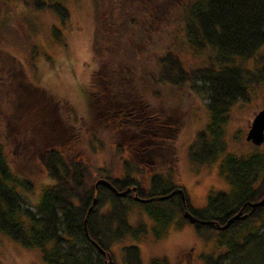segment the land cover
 <instances>
[{"label":"trees","instance_id":"1","mask_svg":"<svg viewBox=\"0 0 264 264\" xmlns=\"http://www.w3.org/2000/svg\"><path fill=\"white\" fill-rule=\"evenodd\" d=\"M25 2L37 7L46 3ZM94 3L93 51L98 67L90 79L88 100L94 115L93 132L98 134L102 127L113 130L116 126L123 127L130 140L138 137V143L132 146L130 141L128 145L129 153L133 154H138L139 147L150 153L152 147L163 148L167 146L163 142L170 141L167 133L161 134L163 129L170 128L169 119L161 118L164 113L155 112L154 104L173 101L171 96L177 89L184 85L197 88L195 82L202 81L210 96L211 121L208 129L200 132L201 150L195 147L192 159L197 162L217 159L224 152V148L214 144L220 133L219 125L226 119L224 114L233 102L248 98L254 89L264 86V0H94ZM55 4L54 9L59 12L60 4ZM61 9L68 16V10ZM172 24L177 29L173 42L163 43L160 39L171 31ZM187 52L192 53L191 65L196 67L190 72L184 64L188 61ZM0 71H4L3 76L0 74V91H10L12 77L30 97L58 105L52 103L53 97L44 88L27 81L17 59L10 65L0 64ZM37 110L35 107L25 110L27 120L48 116L47 111L38 116ZM168 117L173 119L175 115L169 113ZM176 127H172L174 132ZM63 128L72 142L76 133L64 124ZM209 135L215 138L213 144L207 141ZM6 138V142H13ZM172 138L175 137L169 139ZM58 141L62 142L60 147L47 148L37 155L40 166L53 182L45 188L33 211L25 205L34 181L15 168L16 159L0 138V234L26 248L40 249L47 264H144L140 246L131 241L146 233L148 224L142 229L131 224V206L144 205L149 218L163 228L172 223L175 214L182 213L184 206L180 194L149 203L136 201L134 196L158 197L176 189L185 192L184 187L159 176L152 178L151 185H145L130 172L134 167L125 158L121 145H117L116 162H123L124 178L113 177L110 165L97 168L95 174L70 143ZM220 170L229 191L216 194L211 191L207 204L201 208L194 207L185 192L188 209L197 218L196 233L205 242L214 244L213 249L201 255L200 262L264 264V205L254 210L252 207L264 197V155H252L245 160L227 155ZM97 176L109 180L119 191L134 186L137 191L120 197L104 185L96 189ZM95 197L97 203L86 225L89 239L84 222ZM240 211L248 217L238 218L227 229L218 230L217 224L224 225ZM116 245H120L123 253L121 263L113 254ZM150 264L171 263L154 259Z\"/></svg>","mask_w":264,"mask_h":264},{"label":"rangeland","instance_id":"2","mask_svg":"<svg viewBox=\"0 0 264 264\" xmlns=\"http://www.w3.org/2000/svg\"><path fill=\"white\" fill-rule=\"evenodd\" d=\"M25 1L0 0V64L10 65L14 59L20 61L27 81L44 88L53 97L52 103L59 105L30 97L12 77L10 91H0V138L16 159L15 168L24 173L23 177L34 181L33 190L25 194L28 196L25 208L34 211L45 188L53 182L40 166L37 155L47 148L60 147L62 142L58 139L70 143L95 174L99 167L112 166L115 178H124L126 173L123 162H116L119 161V157L116 160L117 145L124 146L125 158L134 167L130 171L133 176L145 185H151L152 178L159 176L183 186L189 202L196 208L207 204L211 191L216 194L230 190L220 170L225 156L245 160L252 155H264V143L256 146L246 139L256 113L264 107V86L254 89L248 98L241 97L233 102L224 114L225 121L219 125L220 133L215 143V138L207 136L209 143L224 148L217 159L199 162L192 159V150H201L200 132L208 129L211 121L210 96L202 81L195 82L197 88L184 85L177 89L171 96L173 101L154 104V111L163 112L161 118L169 119L167 126L170 128L163 129L161 134L167 133L170 141L163 142L167 144L163 148L152 147L150 153L139 147L136 148L138 154L129 153L130 141L133 146L138 143V137L130 140L119 126L114 130L102 127L95 134L93 110L88 101L90 79L98 67L93 51L94 0H44L46 3L40 7ZM55 2L68 10V16L64 9L60 8L59 12L54 9ZM173 26L170 25L171 31L160 41L173 42L177 33ZM191 54L186 53L188 61L184 62L189 72L196 68L191 65ZM3 73L0 71L1 76ZM33 107L38 109V116L43 111H47L48 116L27 120L26 111ZM169 113L175 117L169 118ZM63 124L76 133L72 142L68 140V133L63 132L67 131ZM172 127L177 130L174 132ZM171 136L175 138L169 139ZM6 137L13 142H6ZM139 169L141 173L137 172ZM182 218L183 211L180 215L175 214L167 227H158L147 215L144 205L131 206V224L139 229L148 224V231L131 241L140 246L144 264H150L154 259H166L171 264H201V255L214 248L213 241L205 242L196 233L194 225ZM113 254L119 263L123 261L120 245L113 247ZM0 260L3 264H47L40 249L26 248L2 234Z\"/></svg>","mask_w":264,"mask_h":264},{"label":"water","instance_id":"3","mask_svg":"<svg viewBox=\"0 0 264 264\" xmlns=\"http://www.w3.org/2000/svg\"><path fill=\"white\" fill-rule=\"evenodd\" d=\"M246 139L248 141H251L256 146H260L264 143V107L258 113H256V115H255V117H254V119H253V121L249 127L248 133L246 134ZM94 184H95L96 189H99L100 185H104V186L108 187L109 189H111L113 191V193H116V195H118L120 197L127 195L131 191H133V192L137 191V187H130L126 190H123V192L119 191L109 180H107L105 178L98 179L96 181V183H94ZM178 192L182 193V199H183L184 204L186 205V200H185L186 196H185L184 191L182 189H177L168 195L152 197V198H141L138 195H135L134 199L136 201L141 202V203H149V202L154 201L156 199H158L159 201H162V200L165 201V199L172 197L174 194H176ZM96 203H97V198H94L93 204L89 208V211L87 213V216H86V219L84 222V224H85L84 226H85V230H86V234H87L86 236L89 235V232H88L87 226H86L87 222H88V217L94 208V204H96ZM263 205H264V197L260 201L253 203L252 207L254 210L258 206H263ZM184 211L185 212L183 213V216L185 219L190 221V223L193 224L197 221L196 217L189 210H184ZM247 217H248V214L243 215L242 212L240 211L236 215H234L232 218H229L227 223H225L224 225L217 224L218 230H225L231 225L232 222H234L235 220H238V218L239 219H246ZM203 222H206V221H203ZM88 237L90 239V236H88ZM93 242H94L95 246L100 251L105 253V251L100 246H98V244L95 241H93Z\"/></svg>","mask_w":264,"mask_h":264},{"label":"flooded vegetation","instance_id":"4","mask_svg":"<svg viewBox=\"0 0 264 264\" xmlns=\"http://www.w3.org/2000/svg\"><path fill=\"white\" fill-rule=\"evenodd\" d=\"M183 191H184V190H183ZM176 194H180L181 197H182V193H179V192H178V193H176ZM176 194H174V195H176ZM184 194H185V192H184ZM174 195H173V196H174ZM185 196H186V195H185ZM170 198H171V197H170ZM182 202H183V199H182ZM183 206H184V208H183V210H182L183 213H184V210H189V209H188V206H187V200H186V205H185L184 202H183ZM189 211H190V210H189ZM190 212H191V211H190ZM194 216H195V215H194ZM195 217H196V216H195ZM183 218H184V216H183ZM184 219H185V218H184ZM196 219H197V218H196ZM186 220H187V219H186ZM174 222H175V221H174ZM196 222H197V221H196ZM196 222H195V223H196ZM195 223H193V225H194ZM191 224H192V223H191Z\"/></svg>","mask_w":264,"mask_h":264}]
</instances>
